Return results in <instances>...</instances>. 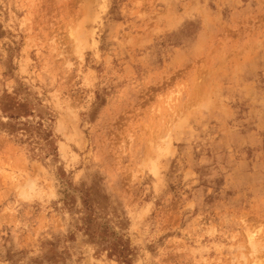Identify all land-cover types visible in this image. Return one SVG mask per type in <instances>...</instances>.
<instances>
[{"label": "rangeland", "instance_id": "1", "mask_svg": "<svg viewBox=\"0 0 264 264\" xmlns=\"http://www.w3.org/2000/svg\"><path fill=\"white\" fill-rule=\"evenodd\" d=\"M0 264H264V0H0Z\"/></svg>", "mask_w": 264, "mask_h": 264}]
</instances>
